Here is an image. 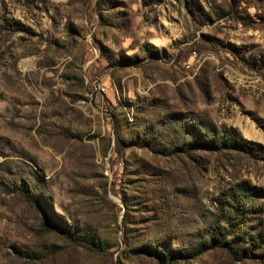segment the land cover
I'll use <instances>...</instances> for the list:
<instances>
[{
    "label": "rangeland",
    "instance_id": "obj_1",
    "mask_svg": "<svg viewBox=\"0 0 264 264\" xmlns=\"http://www.w3.org/2000/svg\"><path fill=\"white\" fill-rule=\"evenodd\" d=\"M0 264H264V0H0Z\"/></svg>",
    "mask_w": 264,
    "mask_h": 264
},
{
    "label": "built area",
    "instance_id": "obj_2",
    "mask_svg": "<svg viewBox=\"0 0 264 264\" xmlns=\"http://www.w3.org/2000/svg\"><path fill=\"white\" fill-rule=\"evenodd\" d=\"M97 88L101 91H105V88L103 86L97 85Z\"/></svg>",
    "mask_w": 264,
    "mask_h": 264
}]
</instances>
